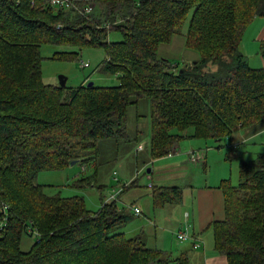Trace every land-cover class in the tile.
Instances as JSON below:
<instances>
[{"label":"trees","instance_id":"trees-1","mask_svg":"<svg viewBox=\"0 0 264 264\" xmlns=\"http://www.w3.org/2000/svg\"><path fill=\"white\" fill-rule=\"evenodd\" d=\"M73 2L76 8L67 9L49 0H0V205L7 206L0 264H169L170 255L148 247L143 234L116 232L129 217L115 200L92 212L80 196L46 194L37 174L77 160L92 171L76 186H93L100 141L125 139L127 108L141 99L151 109L149 159L174 152L189 127L190 137L215 140L263 127L264 65L250 67L240 42L252 20L264 17V0ZM86 5L92 11L82 14ZM191 9L186 46L200 58L180 72L158 57L157 47L170 41ZM111 31L122 39L108 41ZM45 42L78 50L101 45L107 57L98 67L119 83H44ZM259 53L264 60V40ZM218 188L224 216L211 225L214 249L228 264H264V152L239 162L237 184L223 179ZM151 192L156 206L182 198L175 186ZM24 234L35 238L27 251L20 248ZM173 261L190 264L186 254Z\"/></svg>","mask_w":264,"mask_h":264},{"label":"rangeland","instance_id":"rangeland-1","mask_svg":"<svg viewBox=\"0 0 264 264\" xmlns=\"http://www.w3.org/2000/svg\"><path fill=\"white\" fill-rule=\"evenodd\" d=\"M192 14L193 9L186 14L179 30L172 35L170 41L160 43L157 47L158 57L169 59L173 64L177 65L178 71L192 65V63L200 58V53L197 50L186 46V35ZM259 28L260 20H253L244 30L240 42V51L246 57L249 66L254 68L263 66L259 54L260 40H258L259 38L257 36ZM121 39L122 35L119 31H111L108 35V41L114 42L120 41ZM69 50L76 51L78 49L58 46L47 42L40 45V55L42 57L41 77L44 83L59 85L60 76L66 77V86L70 88L78 87L82 82H93L100 86H114L119 83L118 77L115 74L105 72L101 67H98L107 57L105 49L101 45L82 47L78 50L79 53L76 56L68 59L53 58L55 52ZM81 61L88 62L89 66L81 67ZM258 61L260 62L259 66H257ZM150 111L148 99H141L137 105L128 106L125 139H106L100 141V165L97 180L93 186H76L77 179L89 175L92 171L89 167L84 169L80 163L69 164L61 169L42 170L37 174L36 182L44 186L45 193L48 195L59 193L65 198L72 196L82 197L86 209L92 212L98 211L101 205L114 200L117 206L126 213L130 212L127 209L128 204H136L142 213L133 217L132 212H130L129 214L132 215V218L126 222L125 226H120L116 230V232L124 231L127 237H132L128 234V229L136 226L139 222L147 223L149 229L154 230V225H152L153 216L160 214V223L157 222L156 224L158 227L156 236L157 243L161 246L157 247L158 249L163 248L166 251H174V249H177V244L184 242L176 238V233L180 227V219L175 210H179L178 207L182 205L181 203L176 205L167 204L163 209H153L149 195L151 188L148 186H151V183L154 181L152 177L153 172L156 174V179L158 174L152 168L153 161L149 159ZM240 130L238 129L233 132V137L238 141L235 142L236 147H233V142L229 143L230 137L220 141H216L211 137H190L192 128H186L183 132L188 137H183L178 142V147L175 151L169 154L178 160V157H184V161L187 163L185 164L187 167L186 173L184 169L168 172L162 171V178L166 181L162 183L182 187L185 198L184 204L186 203L187 205L191 200L188 191L190 182H193L192 185L197 187L205 180L215 183L221 177H231L232 183L237 184L239 160L253 159L256 155L255 153L264 151H252L256 141L248 138L243 139L244 133ZM136 136L138 137V142L142 143L144 147L138 153L135 151L136 142L134 141ZM260 139L264 140V137ZM239 146L240 148H238ZM191 149L201 156L196 162L189 160ZM164 157L166 156L162 158ZM202 160H205L207 164L205 171L201 165ZM161 210L162 213H160ZM178 212L181 214L182 210ZM182 216L183 218L186 217L185 214H182ZM208 236L212 240L211 230ZM161 238L162 242H159ZM34 241V236L30 237L24 234L20 243L21 250L27 251ZM150 242L155 244L152 239H150ZM169 264H175V262L171 261Z\"/></svg>","mask_w":264,"mask_h":264},{"label":"crops","instance_id":"crops-1","mask_svg":"<svg viewBox=\"0 0 264 264\" xmlns=\"http://www.w3.org/2000/svg\"><path fill=\"white\" fill-rule=\"evenodd\" d=\"M253 20H260V28H259L258 34H257V36L259 38L258 40H260L259 41V43H260L262 40H264V21L261 22V20H264V17L257 16ZM253 20H252V22H253ZM260 59L264 65V60L262 59V57ZM259 64H260V62L258 61L257 66H259ZM82 83H85V82H82ZM240 131H243V133H244L243 139H245V138L249 139L250 137L257 136L258 133L263 132L264 126L259 127V128H257V127L241 128ZM216 141H220V140H216ZM134 142H136L135 151L137 153L144 149L142 143L138 142L137 136L135 137ZM230 142H233L232 143L233 147H236L235 142H238V141L232 135L229 138V143ZM225 145H227V144H225ZM177 147H178V145H177ZM206 148H208V147L206 146ZM238 148H240V146ZM191 151H193V149H191ZM262 152H264V151H262ZM255 154H257V153H255ZM206 156H207V153L205 154V160H206ZM230 157H232V156H230ZM178 158H179V160L176 157L167 155L164 158L160 157V158H156V159H150L153 161L152 168L154 171L157 172L158 175H157V179H156V177H155L156 174H154V172H153L152 177L154 178V181L151 183V186L149 185L148 187L152 188L153 186L154 187L155 186L156 187H159V186L171 187V186H173L170 184L165 185L166 183H162V182H166L165 179L162 178V171L168 172V171H173V170H177V169H184L185 173H186L187 167L185 164H187V163H186V161H184V157L183 158L178 157ZM205 160L201 161V165H202L204 171H205V168L207 165ZM241 160L242 159H240L239 162ZM238 166H239V164H238ZM148 172H149V170H148ZM230 178L231 177H229V178H224V177L222 178L221 177L215 183L207 182L205 180L201 185H198L197 187H194L192 185L193 182H190L188 185V187H189L188 191L190 193V199L191 200H190V203H188V205L186 203L184 204V200H185L184 190L180 186L174 185L175 187L180 188L182 191L181 200L179 202H170V203L168 202L162 206H156L154 204V199H153L152 192L150 189L149 195L151 197L153 209H155V208L163 209L166 207L167 204L176 205V204L181 203L182 206L178 207V209L182 210V213L180 214V212H178L179 210H175V212L177 211L179 219H180V227L178 230L182 229L187 224L189 226L190 231L193 233L195 238H197V241L201 243L198 248H194L193 242L190 240V241L180 242L179 244H177L178 245L177 249H174V251H166V250H163V248L160 249V250H162L165 253L170 255L171 261H173L175 258H177L178 256H180L182 254H186L189 257L190 264H228L226 257L214 249L213 232H212L211 225L215 220L223 219V216H224V199H223L222 191L220 190V188H218V185L220 184L221 180L230 179ZM172 184H174V183H172ZM195 184H197V183H195ZM193 192H194V194H193ZM134 207H138V206H136V204H131V203L127 205V209H129L130 212H132L133 217L138 216L139 214L142 213V212H140L139 214H136L134 209H133ZM123 213L129 217V220L132 218L131 214L126 213L125 211H123ZM160 213H162V210ZM182 214H185L186 217L183 218L184 215L182 216ZM159 216H160V214H158V216H156V215L153 216V222H152L153 224L152 225H154V230H150L147 223L139 222V223H137L136 226H132L131 228L128 229V234H130L131 236L143 234L145 237L146 245L150 248L158 249L157 246H161V245H158L159 243H157V236H156L157 235V228H158L156 224H157V222L160 223ZM125 224H123V225L125 226ZM210 230L212 232V240L208 236V233ZM121 232L126 234L124 231H121ZM150 239H152L153 242H155V244L151 243ZM159 242H162V238Z\"/></svg>","mask_w":264,"mask_h":264},{"label":"built area","instance_id":"built-area-1","mask_svg":"<svg viewBox=\"0 0 264 264\" xmlns=\"http://www.w3.org/2000/svg\"><path fill=\"white\" fill-rule=\"evenodd\" d=\"M50 5H52L55 8H76L73 0H49ZM92 11L91 5H86L82 9V14H89ZM89 63L81 61V67H88ZM201 158L199 153H195L194 151H191L189 153V160L191 162H196ZM136 214H139L141 211L138 207L133 208ZM7 206L4 204L0 205V231L4 229L6 223H7V216H6ZM32 234L37 238V231L32 230ZM176 238L180 241H186L191 240L193 242V247L198 248L200 246V242L197 241V238L193 235V233L190 231L189 226L186 224L182 229H180L176 233Z\"/></svg>","mask_w":264,"mask_h":264},{"label":"clouds","instance_id":"clouds-1","mask_svg":"<svg viewBox=\"0 0 264 264\" xmlns=\"http://www.w3.org/2000/svg\"><path fill=\"white\" fill-rule=\"evenodd\" d=\"M261 137H264V132H260L257 136L249 138L250 140L256 141L255 147L252 148V151L264 150V140L260 139Z\"/></svg>","mask_w":264,"mask_h":264},{"label":"water","instance_id":"water-1","mask_svg":"<svg viewBox=\"0 0 264 264\" xmlns=\"http://www.w3.org/2000/svg\"><path fill=\"white\" fill-rule=\"evenodd\" d=\"M180 72H183V70H181ZM92 83L93 82H89L88 83V85H92ZM66 85V77H64V76H60L59 77V86H65ZM75 163H77V160H73V161H71V163L70 164H75Z\"/></svg>","mask_w":264,"mask_h":264}]
</instances>
